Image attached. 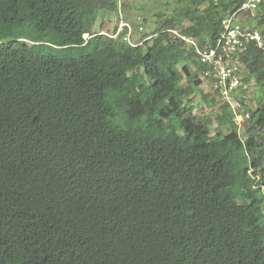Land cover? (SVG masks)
<instances>
[{
    "label": "trees",
    "instance_id": "obj_1",
    "mask_svg": "<svg viewBox=\"0 0 264 264\" xmlns=\"http://www.w3.org/2000/svg\"><path fill=\"white\" fill-rule=\"evenodd\" d=\"M243 1L165 0L140 33L133 0H0V264H264V52L239 54L238 134L193 113L206 67L165 32L214 46Z\"/></svg>",
    "mask_w": 264,
    "mask_h": 264
},
{
    "label": "built area",
    "instance_id": "obj_2",
    "mask_svg": "<svg viewBox=\"0 0 264 264\" xmlns=\"http://www.w3.org/2000/svg\"><path fill=\"white\" fill-rule=\"evenodd\" d=\"M263 0H245L240 8L222 23V31L214 46H199L197 40L182 36L177 30L166 32L173 39H179L192 51L195 58L206 67L204 76L210 80L213 90L227 103L241 122L248 118L242 115V105L237 101V90L241 86L240 51L246 44H254L264 52V28L262 30L242 29L235 23V17L241 11H253ZM121 27L124 25H120Z\"/></svg>",
    "mask_w": 264,
    "mask_h": 264
},
{
    "label": "rangeland",
    "instance_id": "obj_3",
    "mask_svg": "<svg viewBox=\"0 0 264 264\" xmlns=\"http://www.w3.org/2000/svg\"><path fill=\"white\" fill-rule=\"evenodd\" d=\"M160 1L161 2H159V0H133V3H132L133 8H136V9L144 8V10L142 11H138V10L136 11L135 9L131 10L132 11V22L135 16H141V18H144L145 16L147 23L144 26V32L150 31L152 28L150 24L151 16L149 14V11L150 10L152 11L154 8H156L158 4L165 2V0H160ZM168 1L170 2L168 7L171 8L173 4L171 3V0H168ZM133 14H134V17H133ZM250 14L252 16L256 15V11ZM119 17L120 16H116V15L114 16V15H108V14H99L97 21H98V24L100 22L109 24L110 29L111 28L114 29L115 25H117ZM98 24H96V26L94 27L97 28ZM200 81L201 83L199 84L198 87L195 88L196 93L192 97V100L190 103L191 110L197 116L205 115L206 113L212 114L214 111H216V108L221 104V102L218 100V96L215 95V93L213 92L210 82L202 78L200 79ZM197 91L200 92V94L197 93ZM202 94L206 95L207 101H204L202 99V96H203ZM255 95H256V88L254 87V85L252 83L248 85L244 83L243 87L238 92L237 97L240 99L243 98L246 107L252 109L254 107ZM209 102H211V105H209Z\"/></svg>",
    "mask_w": 264,
    "mask_h": 264
},
{
    "label": "clouds",
    "instance_id": "obj_4",
    "mask_svg": "<svg viewBox=\"0 0 264 264\" xmlns=\"http://www.w3.org/2000/svg\"><path fill=\"white\" fill-rule=\"evenodd\" d=\"M245 1V0H244ZM243 1V2H244ZM263 2V1H262ZM261 2V3H262ZM259 6V5H258ZM240 8V7H239ZM238 8V9H239ZM258 8V7H257ZM237 9V10H238ZM236 10V11H237ZM256 10V9H255ZM255 10H253V11H250V12H254ZM241 12H244V11H241ZM239 14V12L237 13V15ZM237 15H236V17H235V23L240 27V28H242L241 27V25L238 23V18H237ZM230 16V15H229ZM228 16V17H229ZM223 23V22H222ZM120 25H124V26H120ZM245 28H248V29H250V30H255V29H252L250 26H246V27H243L242 29H245ZM138 29V32H143L144 31V27L143 26H141V25H139V27L137 28ZM124 30H126V36H127V38L129 39V37H130V34H131V32H132V27H131V24L129 23V22H127V21H125V20H123L122 18H121V16L119 17V20H118V22H117V25H115V29H110V32H105V31H101V32H99V35H104V36H106V37H108V38H111V39H115L116 37H117V35L119 34V33H121V32H123ZM168 30V29H167ZM167 30H165V32L167 31ZM175 30V29H174ZM178 32H179V30H177ZM180 33V32H179ZM181 34V33H180ZM182 35V34H181ZM182 36H184V35H182ZM186 37V36H185ZM90 37L88 36V35H84L83 36V39L84 40H87V39H89ZM191 38V37H190ZM174 40H179V39H174ZM196 40V39H195ZM180 42H182L181 40H179ZM182 44H184L183 42H182ZM194 55V54H193ZM197 60V59H196ZM198 61V60H197ZM205 71V70H204ZM204 71H203V74L199 77V79H204V80H206L205 79V76H204ZM241 77H242V73H241ZM210 84H211V82H210ZM211 87H212V85H211ZM243 87V81H242V79H241V86L238 88V90H237V94H238V92L240 91V89ZM212 90H213V88H212ZM213 92L215 93V95H217V93L213 90ZM218 96V95H217ZM236 99H237V101L238 102H240L241 103V105H242V115H244V114H248V118H243L242 119V121L241 122H238L237 120H236V115L234 114V112H233V110L230 108V106L227 104V103H225L224 101H222L220 98H219V96H218V100L221 102V104H226L230 109H231V111H232V113H233V115H234V121H235V124H236V127H237V131H238V134H240V132H241V130H242V125H243V123L246 121V120H248L249 119V109L250 108H247L246 107V105H245V103H244V100H243V98L242 99H240V98H238L237 96H236Z\"/></svg>",
    "mask_w": 264,
    "mask_h": 264
}]
</instances>
